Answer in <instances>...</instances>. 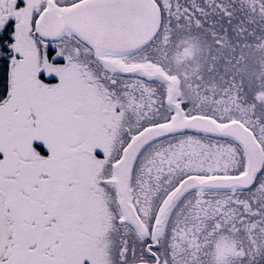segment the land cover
Here are the masks:
<instances>
[{
  "label": "snow or ice",
  "instance_id": "1",
  "mask_svg": "<svg viewBox=\"0 0 264 264\" xmlns=\"http://www.w3.org/2000/svg\"><path fill=\"white\" fill-rule=\"evenodd\" d=\"M0 264H264V0H0Z\"/></svg>",
  "mask_w": 264,
  "mask_h": 264
}]
</instances>
